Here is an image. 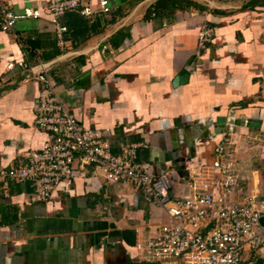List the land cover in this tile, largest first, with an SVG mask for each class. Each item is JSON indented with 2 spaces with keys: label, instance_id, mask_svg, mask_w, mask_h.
<instances>
[{
  "label": "crops",
  "instance_id": "1",
  "mask_svg": "<svg viewBox=\"0 0 264 264\" xmlns=\"http://www.w3.org/2000/svg\"><path fill=\"white\" fill-rule=\"evenodd\" d=\"M2 1L13 13L33 8L41 16L18 19L8 30L0 15V89L16 84L0 93V169L47 138L34 126L40 83L32 74L21 80L27 70L44 68L84 126L110 130L113 153L140 144L136 159L149 162L154 174L171 167L186 175L210 164L230 131L249 138L237 143L244 186L264 199L262 3L108 0L102 12L98 0H80L78 10L58 18L62 46L49 0ZM84 6L92 12L81 14ZM204 23L213 36L199 47ZM164 217L128 181L91 172L61 182L46 201L30 181L0 180V264H157L142 260L135 244ZM238 264H264V247L245 251Z\"/></svg>",
  "mask_w": 264,
  "mask_h": 264
},
{
  "label": "built area",
  "instance_id": "2",
  "mask_svg": "<svg viewBox=\"0 0 264 264\" xmlns=\"http://www.w3.org/2000/svg\"><path fill=\"white\" fill-rule=\"evenodd\" d=\"M98 5L102 12L109 11L108 0H98ZM79 6L80 0L48 1L46 10L62 46L65 27L58 18ZM79 11L86 15L92 12L89 6ZM0 15L2 28L8 30L18 19L41 16L33 8L13 13L2 0ZM212 36L213 28L202 24L197 33L199 47ZM13 66L11 62L7 68ZM32 76L40 83L32 106L34 126L47 138L40 148L29 150L23 161L1 168L0 180L30 181L35 194L44 201L61 182L83 178L88 172L108 182L128 181L165 215L157 224L149 225L148 235L135 244L139 257L148 263L238 264L245 251L264 247V199L247 193V175L237 145L249 138L230 131L218 142L210 164L194 167L186 175H178L171 167L154 174L149 162L136 159L140 144H126L120 153L111 152L110 130L84 126L44 68Z\"/></svg>",
  "mask_w": 264,
  "mask_h": 264
},
{
  "label": "water",
  "instance_id": "3",
  "mask_svg": "<svg viewBox=\"0 0 264 264\" xmlns=\"http://www.w3.org/2000/svg\"><path fill=\"white\" fill-rule=\"evenodd\" d=\"M32 73H34V71L32 69L27 70L26 73L21 77V80L28 78ZM186 74H187V71L185 69L183 71H181V74H179L178 81H183L182 77L186 76ZM15 85H16L15 83H12V84H9V85L1 88L0 93L4 90L13 88ZM241 122L243 123V121H241ZM217 123H218L219 127H222L223 126V118H218ZM245 123L249 127H255L256 126L253 120H247Z\"/></svg>",
  "mask_w": 264,
  "mask_h": 264
},
{
  "label": "trees",
  "instance_id": "4",
  "mask_svg": "<svg viewBox=\"0 0 264 264\" xmlns=\"http://www.w3.org/2000/svg\"><path fill=\"white\" fill-rule=\"evenodd\" d=\"M262 3V6H264V0H248V2H247V6H249V7H255L258 3ZM76 11V10H75ZM69 12V11H68Z\"/></svg>",
  "mask_w": 264,
  "mask_h": 264
}]
</instances>
